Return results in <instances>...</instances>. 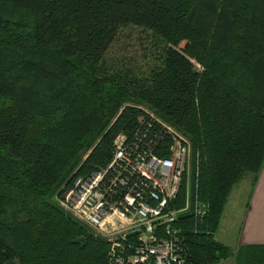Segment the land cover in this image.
Listing matches in <instances>:
<instances>
[{
  "label": "trees",
  "instance_id": "trees-1",
  "mask_svg": "<svg viewBox=\"0 0 264 264\" xmlns=\"http://www.w3.org/2000/svg\"><path fill=\"white\" fill-rule=\"evenodd\" d=\"M127 27L162 44L146 74L105 64ZM141 105L191 144L207 209L177 221L186 264L242 259L214 234L264 164V0H0V264H107L112 247L57 199L77 168L108 162ZM245 249L264 264V246Z\"/></svg>",
  "mask_w": 264,
  "mask_h": 264
},
{
  "label": "built area",
  "instance_id": "built-area-1",
  "mask_svg": "<svg viewBox=\"0 0 264 264\" xmlns=\"http://www.w3.org/2000/svg\"><path fill=\"white\" fill-rule=\"evenodd\" d=\"M137 108L136 126L114 137L108 162L84 175L77 168L57 204L112 247L107 264H186L177 221L187 206L178 208L176 201L190 174L191 144L153 112ZM206 209L196 201L193 214L201 220Z\"/></svg>",
  "mask_w": 264,
  "mask_h": 264
},
{
  "label": "rangeland",
  "instance_id": "rangeland-1",
  "mask_svg": "<svg viewBox=\"0 0 264 264\" xmlns=\"http://www.w3.org/2000/svg\"><path fill=\"white\" fill-rule=\"evenodd\" d=\"M161 57L162 44L154 39L149 33L143 32L139 28L127 27L118 32L114 42L105 54L104 61L109 68L129 69L133 73L140 75L148 73L149 68L159 64ZM197 68L200 69V66L197 65ZM139 107H143L147 111L152 112L146 106L141 105ZM194 182L195 166L194 161L192 160L190 174L186 175L183 181L186 194V201L184 203V205L187 206L186 213H194L195 211ZM249 189V177H245L232 191V202H234V205H236L235 203L241 204L240 202H244V199L249 193ZM239 212H242L241 209ZM214 238H216V236H214ZM230 250L233 252L232 249ZM249 252L250 251H247L244 248L241 252L242 259H239L237 264H245ZM234 260V257H230L223 261L222 264H236Z\"/></svg>",
  "mask_w": 264,
  "mask_h": 264
},
{
  "label": "crops",
  "instance_id": "crops-1",
  "mask_svg": "<svg viewBox=\"0 0 264 264\" xmlns=\"http://www.w3.org/2000/svg\"><path fill=\"white\" fill-rule=\"evenodd\" d=\"M248 192L245 203H235L236 205L232 202L233 192L230 194L219 228L214 234L215 241L233 252L247 247L264 246V164L253 190L250 187ZM240 209L242 212H239Z\"/></svg>",
  "mask_w": 264,
  "mask_h": 264
}]
</instances>
